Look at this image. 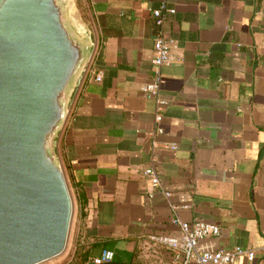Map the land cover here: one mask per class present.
<instances>
[{
    "label": "crops",
    "instance_id": "0c3cea01",
    "mask_svg": "<svg viewBox=\"0 0 264 264\" xmlns=\"http://www.w3.org/2000/svg\"><path fill=\"white\" fill-rule=\"evenodd\" d=\"M163 3L174 14L163 12L158 28L151 11ZM72 6L95 43L55 146L73 202V252L107 242L171 263L177 218L219 228L200 250L238 247L255 257L234 264H264V0ZM159 32L175 46L160 68L167 106L155 122V100L141 88L153 78ZM149 166L167 198L150 186Z\"/></svg>",
    "mask_w": 264,
    "mask_h": 264
},
{
    "label": "water",
    "instance_id": "95a60500",
    "mask_svg": "<svg viewBox=\"0 0 264 264\" xmlns=\"http://www.w3.org/2000/svg\"><path fill=\"white\" fill-rule=\"evenodd\" d=\"M94 49L72 0H0V264L67 247L73 202L55 146Z\"/></svg>",
    "mask_w": 264,
    "mask_h": 264
},
{
    "label": "built area",
    "instance_id": "2783aa9c",
    "mask_svg": "<svg viewBox=\"0 0 264 264\" xmlns=\"http://www.w3.org/2000/svg\"><path fill=\"white\" fill-rule=\"evenodd\" d=\"M174 14V10H169L163 3L159 9L152 10L151 15L154 19L155 25L161 28L164 22V13ZM175 46V41L166 39L162 32H159L153 45V56L151 64L153 67V78L150 83L142 86L141 91L155 100V122L161 120V112L167 106V102L159 97V89L161 84L160 68L168 65L171 62V49ZM96 81H100L97 77ZM160 134L161 130L157 129ZM168 148L171 151L176 150L175 145H170ZM144 175L148 179L150 186L154 189H161L164 197H168L169 193L163 191L160 178L156 169L149 166L144 170ZM174 210L177 207H172ZM182 209H187L183 206ZM179 227L180 237L179 240L171 242L169 248L172 251V260L176 264H234L238 257H246L247 260L252 261L255 257L254 252L242 248H234L230 250H218L214 252L202 251L199 248V243L209 237H216L219 235V228L212 224L203 222L186 223L179 219L172 221ZM161 240V239H160ZM160 242L166 243L165 240ZM113 255L110 252H104L100 259L94 260L95 264L107 263L112 259Z\"/></svg>",
    "mask_w": 264,
    "mask_h": 264
},
{
    "label": "trees",
    "instance_id": "16d2710c",
    "mask_svg": "<svg viewBox=\"0 0 264 264\" xmlns=\"http://www.w3.org/2000/svg\"><path fill=\"white\" fill-rule=\"evenodd\" d=\"M104 252L112 253V259L107 263L101 264H138L139 257L136 253L116 252L113 243L98 242L86 250L82 245L77 244L72 254L69 264H95L94 260L100 259Z\"/></svg>",
    "mask_w": 264,
    "mask_h": 264
},
{
    "label": "rangeland",
    "instance_id": "374dc122",
    "mask_svg": "<svg viewBox=\"0 0 264 264\" xmlns=\"http://www.w3.org/2000/svg\"><path fill=\"white\" fill-rule=\"evenodd\" d=\"M74 234H75V225H71L70 227V231H69V238H68V242H67V247L64 251V253L52 260L49 261L45 264H69L72 254H73V250H74ZM153 253H142L141 258L139 259V263L138 264H176L174 262H167V261H160V262H156L157 261V257L156 255Z\"/></svg>",
    "mask_w": 264,
    "mask_h": 264
}]
</instances>
